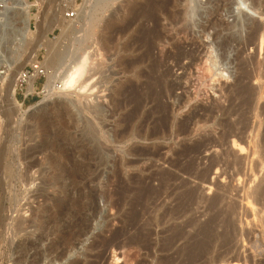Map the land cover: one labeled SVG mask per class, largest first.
I'll use <instances>...</instances> for the list:
<instances>
[{"label": "rangeland", "instance_id": "1", "mask_svg": "<svg viewBox=\"0 0 264 264\" xmlns=\"http://www.w3.org/2000/svg\"><path fill=\"white\" fill-rule=\"evenodd\" d=\"M3 1L14 6L13 0ZM60 1L51 0L46 10L41 5H31L26 16L14 9L7 12V19L0 14V74L7 83L8 79L16 81L13 95L5 94L6 85L0 81V264H21L15 261L20 246L36 238L40 224L45 225L47 215L54 210L53 206L46 208L52 204L50 198L65 195L55 184L57 176L74 175V155L84 148H89L94 157L86 178L82 175L88 186L81 193L95 196L94 214L88 220L84 216L82 226L86 224V230L76 237L73 249L60 256L61 248L56 245L38 264H70L73 260L74 264H161L162 260L166 264H180L176 249L182 246L181 241L168 252L153 249V262L152 257L128 241L136 232L135 225H127L128 218L140 208L135 200L136 185L142 181L157 186L159 173L163 172H178L179 179L197 185L203 197L226 187L228 201L236 203V242L224 249L216 248L192 264H264V195L257 198L256 191L259 184H264V115L250 119L255 125L253 138L241 141L236 136L245 146L244 154L230 146L228 156L223 155L227 146L219 144L225 128L239 116L240 99L234 92L235 84L236 88L239 83H248L264 89V49L260 50L259 43L257 47L247 44L249 28L262 25L264 32V0H233L236 4L232 3V13L225 5L227 0H222L219 8L215 6L216 10L214 1L196 0L199 8H193L186 19L173 12V0H95L88 7L91 15L87 18L94 20L91 32L82 40L69 29L62 30ZM83 1L79 0V5ZM76 17L78 14L73 20ZM202 24H206L204 30ZM182 25L187 27L180 30ZM57 41H63L64 48L70 46L63 49L65 52L74 47V52L82 53L86 48L89 60L82 80L86 79L87 86L56 88L50 99L43 102L47 70L34 79L32 92L27 91L26 85L21 87L17 77L33 63L42 66L51 53L48 45ZM56 62V67L49 66L60 72L63 64L70 61ZM52 68L48 70L54 71ZM10 96L21 103L25 114L9 111ZM262 97L259 106L264 105V94ZM38 105L43 107L30 115L28 110ZM166 107L173 113L168 115ZM192 110L197 114L189 121L187 116ZM181 130L182 134L177 136L176 132ZM131 134H150L151 138L130 139ZM202 139H206L210 149L200 148L198 142ZM221 156L225 162L212 168L210 183H201L179 171L189 164L193 165L190 172L195 175L199 171V175L214 158L224 161ZM235 156L236 167L228 166L226 162ZM73 190L66 193L73 196ZM151 207L152 204L142 219L150 215ZM200 210L198 207V214L194 213L198 222H203L207 216ZM67 234L64 233L63 240L68 241ZM53 238L47 237L44 246ZM159 238V232L153 235L155 243L161 242ZM34 253L35 248L30 249L28 259Z\"/></svg>", "mask_w": 264, "mask_h": 264}, {"label": "bare ground", "instance_id": "2", "mask_svg": "<svg viewBox=\"0 0 264 264\" xmlns=\"http://www.w3.org/2000/svg\"><path fill=\"white\" fill-rule=\"evenodd\" d=\"M50 1L51 0H40V2L43 5L44 9H45L46 5ZM93 1L95 2V0H84L79 5V7L77 8V12H76V16L78 14V17H76L74 19L75 21L73 20V18L72 19L71 18H69V19L66 18L65 19V17H63L62 20H64V23L61 26L62 30L69 29L70 32H72L73 34L70 33V32L69 33L74 35V37L75 36L79 37L80 40H82L83 37H87L88 34H90V32H91L90 31V27L92 26V23L94 21L92 18H90V19L87 18L88 16L91 15V13H89L90 11H89L88 7L91 4V2H93ZM173 1H174L173 3H175L174 5H176L175 6L176 11L173 10V12L178 13V15L180 14L181 16H183L184 19H186L185 17H188L189 14L191 12H193L192 11L193 8H199L198 1H196V0H173ZM213 1L215 2L213 4L214 9L217 6L221 5V2L224 3V1H222V0H212V2ZM232 1L233 0H230V1L227 0V2L225 3V5L227 4L228 10L231 13L234 11L233 10V6H232V3H233ZM234 1H237V0H234ZM3 2H4L3 0H0V4L3 3ZM12 2L14 3V6H13L14 10H16V12H18V14H19V12H21V13H23V15L26 16V15H28V12L31 11L30 7L32 5V2H30L29 0H13ZM134 6H135V4L133 3L131 5V8H133ZM93 7H95V6L93 5ZM217 8H219V7H217ZM21 13H20V15H21ZM42 13H43V11H42ZM190 16H191V14H190ZM183 18L182 17L180 18L181 22H184ZM178 19H179V17H178ZM182 19H183V21H182ZM188 19H190V18H188ZM72 20L74 21L73 23H72ZM76 22H77V24H76ZM175 22H177V21H175ZM26 23H27V21H26ZM175 24H177V23H175ZM218 24L219 23H217V26L221 25V23L219 25ZM184 25H187V24L184 22ZM184 25L180 26V30H181V27L183 29L187 27V26H184ZM204 25H206V24L200 25L203 30H204V27H205ZM261 26L262 25L255 24L252 28L248 27L249 29H251V32L249 34V38H247V44L250 45V46L257 47V45L259 43L260 50L263 51V49H264V32L261 30L262 29ZM187 30H188V28H187ZM185 32H183V33H185ZM62 33L65 34L64 31ZM14 35L16 36V33ZM234 38H235V36H234ZM70 39H73V38H70ZM58 40H60V39H58ZM49 41H51V40H49ZM62 42H61V44H62ZM61 44H59L58 41L50 43L48 45V47H49L48 50L51 51L49 58L47 57L48 59L44 60L43 63H41L42 66H40V64L38 63L41 68L43 67L45 72L47 70V72H46L47 80L45 81L43 89H42V93H43L44 97H43V99L41 101H43V102L44 101H48V99H50L51 95L54 94V90L56 88L60 87V88L69 90L71 88H74L77 84H78L77 87L79 89L85 88L87 86L86 84L84 85V82L86 81V79L82 80L83 75L86 72V69H87L86 66H87L88 60H89L88 53H87V51H85L86 48H85V50L82 53H79L78 50H75L76 52H74V47L70 48V50L68 52H65L66 51L65 48H69L70 46H68V47L65 46V48H64L63 47L64 44H63V46ZM189 44H191V42ZM199 46H198V51H200L199 50ZM83 47L84 46H81V47H79V49L82 50ZM135 48H137V47H135ZM180 49H182V48H180ZM184 49H182V50H184ZM193 51H194V48H193ZM180 52L181 51H179L178 53H180ZM183 52H185V51H183ZM142 54L145 56L144 53H142ZM147 54H148V52H147ZM140 57L141 56H139V58ZM142 58H144V57H142ZM177 58H178V56H177ZM65 59H69L70 62L67 65H66L67 62H65L64 64L61 63V64H63L64 67L63 68L61 67V69L59 68L60 72H58L57 69L54 70L52 68V67L55 66V63H57L56 61H60L61 62V61H64ZM195 59H198V58H195ZM245 63L246 62H244V64ZM51 64H53L54 66L50 67L49 65H51ZM57 66H58V64H57ZM49 68H52L54 71L48 70ZM7 76H9V75H7ZM36 77H37L36 74H34V75H32L31 77H29L27 79V83H28L27 91L28 92H32L33 91L34 79ZM5 79H6V77L0 74V81L3 82L4 86L6 85L5 89H6L7 93H5V94L9 93L10 95H13V93H14V91L16 89V81L14 82V81L8 79V83H7L5 81ZM4 81L6 83H4ZM155 82L156 81L154 80V83ZM59 83H61V85H59ZM148 83H150V82H148ZM148 88H149V86H148ZM152 91H150V92L154 94V92H152ZM234 92L236 93V95L240 99V102L238 104L239 107L237 106L240 112H238L239 116L237 118V121H234V123L229 124L225 128L224 132L222 133V136H221V139H220L221 141L219 142V144H221L222 146H227V147H224V150H222L223 151V153H222L223 155H226V153H229L228 149L230 148V146H232V148L235 149V151L238 150V152L240 151L241 153H243L244 150H246V149H245V146L243 144H241L240 142L244 141V138H246V137L253 138L254 132H255L254 131V129H255L254 126L255 125L251 124V120H250L251 117H256L257 118V117H260V116L264 115V105L259 106V102L263 98L262 96L264 94L263 86H250V85H248V83L247 84L246 83L245 84L239 83V84H237V88H236V84H235V91ZM8 97H9V95H8ZM146 98H148V97H146ZM10 99H11L10 100V106H11L10 109L12 108V110H9V111L13 112V110H14V112H19V113L21 112L22 114H25L27 112L26 109H25V111L22 109L21 103L16 101L13 98V96ZM160 108L161 107H159V110H160ZM166 109L165 110L168 112L167 114L169 115V112H171V110H169V108H167V107H166ZM173 111H175V110H173ZM196 111H198V110H196ZM209 112H211V111H209ZM171 113H173V112H171ZM196 114L197 113L195 112V110L190 111V113L187 116V120L190 121L192 118H194V116ZM237 126H239V127H237ZM176 133H177V136H179V135L182 134V130L178 131ZM149 135L150 134H148L147 137H143V136H140L138 134H131L130 139L136 138V137H138L140 139H150L151 137ZM237 135H238V140H241V141L236 140V138H237L236 136ZM231 137H232V139H231L232 145H229ZM205 141H206V139H204V140L202 139V141L198 142L200 144V148L202 146H205L206 149H208V148L210 149V147L205 143ZM210 141H212V140H210ZM85 147H87V146H85ZM194 148H195V146H194ZM197 148L199 149V147H197ZM213 149H211V150H213ZM93 151L94 150H92V152ZM96 154H97V152H96ZM97 155H95V156H97ZM133 155H134V152H133ZM92 156L93 155L91 154L90 149L89 148H84V150L78 152L76 154V156L74 155V161H73L74 162V170H73L74 171L73 172L74 173V175H73L74 177L70 173L71 175L68 174L66 177H61L60 175H58L56 181L54 180L55 184L57 183L59 188H61L60 190L62 192H64L65 195H63L62 197L57 195L56 198L55 197L54 198H50L52 200V204H51V206H49V205L46 206V208L50 209V207L53 206L52 208H54V210L52 209L53 211H51V214L47 215V218H46V220L44 222L45 225L40 224V226H39L40 233L39 234L37 233L38 235L36 236V238L34 240H29L27 243L24 242L20 246V251L21 252H20L19 256L17 257V259L15 261H17V262H19L21 264H38L39 261H41V259L45 257L44 255L46 254V252L50 251L51 249H53L56 245H58V248L59 247L61 248L60 252H59L60 256L63 255L64 253H66L69 249L71 250V249L74 248V241H75L76 237H78L79 235L83 234V232L86 230V224L82 226V220L85 217H86L85 219L88 220L89 217H91L90 215L94 214L93 211L95 210L94 209L95 196H93V195H91L89 193H88V195H85L84 193H81V189L86 188L88 186V181H86L85 179L83 180L82 175L85 176L86 173L91 169L92 164H90V163L93 160ZM212 156H213V154H212ZM226 156H228V155H226ZM223 157H222V159H224ZM216 158H214V159L212 158L213 161L210 162L211 161L210 160L209 161L210 164H207V166L202 171H200L199 175L197 174L199 171L197 173L194 172L195 175L192 174V172H190L191 169H192L191 167H193V165L190 167L189 164H188L189 167H186V168L183 167L181 169L179 168V171H181V172L183 171L185 174L187 173V175L190 174V176L197 178L198 181H200L201 183H206V182L210 183L211 181H210V178H209V174H211L212 168L214 166H216V165H220L219 163H221V161L225 162V159L223 161V160L219 159L220 157L218 159H216ZM227 160H228V157H227ZM236 160H238V159H236V156H235V157L232 158L231 162H226V164H228V166L235 165V167H236V162H237ZM93 166H95V165H93ZM179 166H181V165H178V167ZM183 166H187V165H183ZM193 170H194V168H193ZM215 172L218 173V170H216ZM177 173H174V172L159 173L160 176H158V178L156 177L158 179V185L157 186L146 184L145 182L143 183L142 181H141V184L138 183L139 185L138 184L136 185L137 189L134 186L135 191H137L136 194H135L136 195L135 200H136L137 204L140 206V208H139V210L137 212H134L135 214L132 216L131 219L128 218L129 221H127L128 220L127 219L128 215L125 218V220L127 219L126 221H127V225H129V227H130V225H135V227H136L135 234L130 236L128 241L131 244H135L137 249L141 250L142 252H145V254L147 256L152 257V262L155 259V256H154V254L152 252L153 249L158 247L159 249H161L163 251L167 250V252H168V250L171 249L174 245H176V243H178V241L183 242L182 246L180 245L179 249H176L177 252L179 253L178 256H179V261L181 262L180 264H185L184 263L185 261H186V264H192V262L197 261V260H201V258H203L204 256L206 257L211 251H213L216 248L224 249L223 247H226V246L230 245L231 243H234V241L237 238L236 236H237L238 229L236 228V203L232 202L233 200L232 201H230V200L228 201V199H227L228 188H226V187L220 188L218 193H214L210 197H203L204 195L201 194L203 191L200 192L201 189L199 190V187L197 185L189 184V181L186 182V180L185 179L183 180V178L179 179ZM54 177H56V176H54ZM84 178H86V176ZM69 187L74 188V190L72 189L74 191V195L73 196L71 194H67L66 193L68 191L72 192V190H68ZM134 188H132V189H134ZM256 188L255 189H256L257 194L259 196V197L257 196V198L262 197L264 195V184L263 183L259 184ZM209 189H211V188H209ZM85 191H83V192H85ZM256 191H255V193H256ZM42 192H44V191H42ZM90 192H92L91 189H90ZM59 193H57V194H59ZM46 195H47V193H45V196ZM85 197H86V201L84 200ZM150 204H152V207H151L152 210H151L150 215L147 218L142 219L144 217L143 214L147 211V208H148V206ZM199 204H200V206H197ZM134 206H136V205H134ZM195 206H197V207H195ZM198 207H199V209H201L200 211H202L203 214L204 215L206 214L205 216H207L206 220L203 221V222H198V220H197L198 218L196 219V217H195V213L198 210ZM194 208H197V210L194 211L195 213L193 212L194 213V215H193L192 211L194 210ZM92 209H93V211H92ZM199 213H201V212H199ZM132 214H133V212H132ZM196 214H198V213H196ZM141 216H142V218H141ZM38 222H40V221L38 220ZM127 225H126V227H127ZM126 227L124 226V229ZM157 228H159L160 231H158ZM187 228H189L188 229L189 231L187 230ZM156 229H157V231L155 232ZM16 231H18V230H16ZM158 232L161 234V239L160 238L158 239V240H161V242L160 243H158V242L155 243L153 241V235L155 233H158ZM64 233H65V235H66V233H68L67 234V236H69V238H67L68 241L63 240V237H65ZM50 235H53V237H54L53 240L49 244H47V245L45 244L46 246H44L43 241L47 237H49ZM157 237H160V236L158 235ZM111 241H113V240H111ZM106 242H108V241H106ZM106 245H109V242ZM18 246H19V244H18ZM32 248H35L34 256L31 259H28V257H27L28 256V252ZM53 251H54V249H53ZM57 251L55 252L56 254H54V255H57ZM157 262H159V261H157ZM70 264H74V260L71 261ZM161 264H166V262H163V260H162ZM234 264H240V263H236L235 262Z\"/></svg>", "mask_w": 264, "mask_h": 264}, {"label": "built area", "instance_id": "3", "mask_svg": "<svg viewBox=\"0 0 264 264\" xmlns=\"http://www.w3.org/2000/svg\"><path fill=\"white\" fill-rule=\"evenodd\" d=\"M32 5L43 6L40 0H35V3L33 2ZM58 7L60 9L61 14H63L65 18L72 19L76 16L77 8L79 7V0H61ZM0 8H2L3 10V11H0V14L4 15V17H6L8 11H11V9H14L13 6L9 7L5 5L4 2L0 4ZM4 25H9V23H4ZM34 74H36L37 77L45 74L44 69L41 68L38 63H34L31 65V68L23 69L20 72L18 76L19 85L21 87L26 85V88H27V85H28L27 79Z\"/></svg>", "mask_w": 264, "mask_h": 264}, {"label": "water", "instance_id": "4", "mask_svg": "<svg viewBox=\"0 0 264 264\" xmlns=\"http://www.w3.org/2000/svg\"><path fill=\"white\" fill-rule=\"evenodd\" d=\"M42 107H43V106H40V105L35 106V107H33V108H30V109L28 110V112L30 113V115H34V114H36V113H37Z\"/></svg>", "mask_w": 264, "mask_h": 264}]
</instances>
